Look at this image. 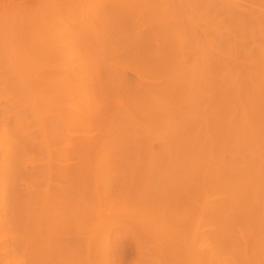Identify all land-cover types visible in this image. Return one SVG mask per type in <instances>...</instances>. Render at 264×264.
<instances>
[{"label": "rangeland", "instance_id": "rangeland-1", "mask_svg": "<svg viewBox=\"0 0 264 264\" xmlns=\"http://www.w3.org/2000/svg\"><path fill=\"white\" fill-rule=\"evenodd\" d=\"M54 1L0 0V21L2 24H11L14 39L17 34L19 38H24L20 31L24 32L25 28L27 32L30 29L31 13L41 5L54 4L53 8L57 9L60 2ZM82 1L77 8L74 4L64 3L62 6L63 10H70L71 14H62L57 21L73 30L78 42L66 39L61 46L65 50L61 56L62 60L54 65L61 69L63 77H71L75 72L84 75L83 81L80 78L76 80L82 90H88L102 103L101 118L108 116L115 120L118 130H124L131 138L125 140V145L121 148L112 147L109 166L96 165L93 155L97 150L84 154L82 162H89V165H85L86 173L83 172L82 175V195L88 202L85 207L93 210L89 207L92 205L99 210L104 206L108 207L109 211L102 212L108 219H103L100 225L103 227L95 231L93 243L103 237L96 247L92 243L89 256L83 253L84 245L81 244L78 252L80 258L75 264H167L165 258H154L148 245L149 237L132 219L146 210L166 212L190 208L202 214L203 196L208 190L206 188L219 176L211 175L213 173L206 176L205 171L198 166L197 160L219 152L222 153V167L231 162L233 154L228 147L232 145V135L242 116L246 117L245 128L250 132L247 140L250 141L251 135L256 134L261 136L264 146V85L261 77H264V0H215L222 3V35L233 39L234 36H242L247 30L250 34L244 47L231 39L232 43L225 46L222 44V53L217 48L210 50L213 57L208 61L207 88L200 96L202 101L199 102L192 94L189 98L192 103L186 101L174 108L175 119L169 127L171 138L163 144H147L145 139L136 133L134 125L126 123V119H131L128 111L123 112L121 117L116 115L113 105L118 101H112L117 93L114 83L105 80L104 67L88 65L101 59L97 46L98 41L102 39V42L114 46L117 60L123 59L128 63L127 66L119 68L123 70L122 82H125L127 88L120 89L124 101L116 104L118 107L124 110L123 103L126 100V104L130 105L133 90L150 89L156 92L165 79L164 73L161 72H166L158 70V66L164 67L162 63L152 60V50L163 45L161 40L151 39V35L158 31L159 28L155 26L159 23L151 20L144 10L137 11L143 6V0ZM174 1L164 0L167 4ZM92 7L93 12L90 11ZM203 12L200 10L199 14ZM238 19L243 20L247 26H237ZM187 20V15L182 13L179 22L183 24ZM82 21H94L97 33L94 40L83 41L79 31ZM20 27L22 28L19 30ZM181 27L185 29L184 25ZM202 28L203 25L198 26L196 32L194 29L192 32L182 30L180 35L192 36L193 44L196 45V41L200 43L205 40ZM52 36L58 37L55 32ZM7 41L0 37V120L5 121V124L0 126V161L18 159L15 156L14 141L17 142L20 137L29 139L30 125L34 121L28 97V84L24 79L21 63L29 61V54L11 55L9 47L4 45ZM10 45L16 50L14 40L10 41ZM23 51H26L25 48H21L20 52ZM126 54H135L142 61L126 59ZM6 58L8 66L5 63ZM97 81L101 82L100 86L96 84ZM148 119L137 116L136 120L145 125L150 124ZM83 133L72 136L74 139H84ZM36 148L38 149H35L28 159L20 160L23 171L20 175H14L0 163V264H54L55 261L51 254L47 220L54 213L53 209H56L50 204L53 201V192L60 185H65L66 180L56 175L51 168L68 165L71 171H74L70 174L76 175L72 168L77 166L78 160L71 159L72 148L69 143L50 147L39 144ZM50 150L54 154H49ZM148 150L155 159L151 164L145 161ZM31 164L37 168L30 167ZM3 170H6L4 177L1 176ZM108 170L110 175L104 174ZM75 179L72 178L69 182H74ZM107 185L110 188L106 190L103 187ZM242 193L250 195L248 190H242ZM98 194H101V198ZM218 197L222 198L219 195ZM216 198L210 196L208 200L213 201ZM102 201L107 205L98 206V202ZM260 203L264 209L262 194ZM241 218L240 214L230 216L236 232L243 227H247L251 232V242L245 241V244H248V256L254 254L256 258H263V245L257 247L263 234L260 233L261 228L251 220L242 222ZM210 227L212 226L207 225L202 229L210 232ZM251 243H254L256 249L249 247Z\"/></svg>", "mask_w": 264, "mask_h": 264}, {"label": "bare ground", "instance_id": "bare-ground-1", "mask_svg": "<svg viewBox=\"0 0 264 264\" xmlns=\"http://www.w3.org/2000/svg\"><path fill=\"white\" fill-rule=\"evenodd\" d=\"M56 2H60L57 9L53 8L54 4L41 5L31 13L30 29L27 32L25 28L24 32L20 31L24 38H19L17 34L14 39L11 24L9 22L2 24L0 21V37L8 40L4 45L9 47L11 55L29 54V57L27 56L29 61L21 63L34 116V121L30 125L31 132L28 134L29 139L24 140L20 137L17 142L14 141L15 156L18 159L12 158L10 161L2 159L0 163L14 175H20L23 173L20 160L28 159L30 154L38 149L36 147L39 144H45L47 147L70 144L71 159L78 160L77 166L72 168L76 175L70 174L74 171H71L68 165L51 168L56 175L66 180V184L60 185L53 192V201L50 204L56 209H53L54 213L47 220V231L52 246L51 254L55 258L54 264H75L80 258L78 252L81 244L84 245L83 253H86V256L90 255L93 235L97 229L103 227L100 226L102 220L108 219L102 212L109 211V208L103 205L99 210L92 205L89 207L93 210L85 207L88 202L82 195L84 190L82 175L83 172L86 173L85 165H89V162L87 164L82 162L84 154L90 150H97L93 155L96 165L109 166L112 147L121 148L125 145V140L131 137L124 130H118L115 120L108 116L101 118L102 103L88 90H82L76 80L80 78L83 81L84 75L75 72L71 77H63L61 69L54 65L62 60L61 56L65 50L61 46L66 39L78 42L75 32L57 21L62 14H71L70 10L65 8L63 10L62 6L64 3L74 4L77 8L83 1L55 0L54 3ZM141 10H144L146 15L149 14L151 20L159 23L155 26L159 29L151 35V39L163 42L162 47H155L152 50V60L164 66H158V70H166L161 72L164 73L165 79L156 92L150 89L133 90L130 105L126 104L128 101L126 100L123 103L124 110L118 107L116 104L124 101L120 89L127 88L125 82H122L123 70L119 68L127 66L128 63L123 59L117 60L114 46L102 42V39L98 41L97 46L101 59L88 65L104 67L105 80L114 83L117 93L112 101L114 103L115 100L118 101L113 105L116 115L121 117L123 112L128 111L131 119H126V123L133 124L136 133L143 137L147 144L152 142L163 144L171 138L169 127L175 119L174 108L186 101L192 103L189 100L192 94L199 102L202 101L200 96L207 88L208 61L213 57L210 50L217 48L222 53V44L225 46L232 43V40L244 47L250 31H244L242 36L233 35V39L222 35V3L215 0H175L172 4H167L164 0H143V6L137 11ZM200 10L204 12L199 14ZM90 11L93 12L94 8ZM182 13L188 18L183 24L179 22ZM236 22L241 28L247 26L243 20L238 19ZM181 25H184L185 29H182ZM201 25L204 42L198 43L195 40L194 45L192 36L180 35L182 30L192 32L194 29L196 32L197 27ZM79 31L86 42L94 40L97 36L94 21L91 23L82 21ZM54 32L58 35L57 38L52 36ZM13 40L16 50L10 45V41ZM21 48H25L26 51L20 52ZM126 59L142 61L135 54H126ZM14 60L17 62L15 58ZM5 63L8 66L7 58ZM261 77L264 85V77L262 75ZM100 83L97 81L96 84L100 86ZM137 116L149 118L150 124H139ZM4 124L5 121L0 120V126ZM246 124V117L242 116L238 128L232 135L233 146L228 147L233 154L231 162L222 167V153L219 152H213L197 160L198 166L205 171L206 176L210 173L219 176L206 188L208 190L203 196L202 214L190 208L166 212L146 210L132 219V222L145 230L149 237L148 245L154 258H165L167 264H264V257L256 258L254 254L250 256L247 254L248 244H245V241L251 242L250 230L243 227L236 232L234 222L230 219V216L240 214L242 222L251 220L258 224L261 228L260 233L263 234L257 247L261 245L264 247V209L260 203V194L264 195L263 139L252 134L248 141L250 132L245 128ZM80 132H84L82 135H85V138L74 139L72 135ZM173 133L174 130L171 136ZM49 154L54 152L50 150ZM154 160V156L148 150L145 156L146 163L151 164ZM30 167L37 168L34 164ZM3 171L1 176L4 177L6 170ZM104 174L110 175V171H105ZM72 178H76L75 181L69 182ZM103 188L107 190L110 187L107 185ZM242 190H248L250 195L241 194ZM98 196L101 198V194ZM210 196L217 198L213 201L208 200ZM101 204L107 205L106 202H98V206ZM129 224L132 225L130 221ZM200 225H203L202 227L211 225L210 232L203 231ZM98 241L93 243L95 247ZM249 247L256 249L254 243Z\"/></svg>", "mask_w": 264, "mask_h": 264}]
</instances>
